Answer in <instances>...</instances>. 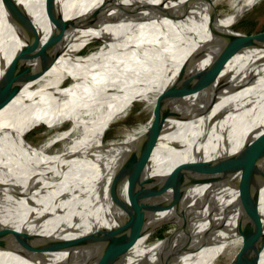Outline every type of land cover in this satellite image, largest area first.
<instances>
[{"label": "bare ground", "instance_id": "obj_1", "mask_svg": "<svg viewBox=\"0 0 264 264\" xmlns=\"http://www.w3.org/2000/svg\"><path fill=\"white\" fill-rule=\"evenodd\" d=\"M259 1L0 0V63L9 67L0 85L5 98L0 103V264H217L220 258L228 264H250L248 259L260 248L253 264H264V183L256 202L262 210L260 222L236 226L227 220L199 231L177 224L164 238H153L160 223L136 232L108 233L76 217L52 216L29 189L31 179L32 187L45 188L39 186L45 178H55L58 198H87L111 184L140 187L136 153L151 121L131 127L122 137L105 140L106 134L137 101L179 111L182 99L178 103L175 97L183 71L188 77L183 98L191 101L247 74L264 56V44L211 41L240 33L233 27ZM225 2L230 4L227 13L218 10ZM12 18L18 19L16 25ZM99 41L100 48L80 57ZM214 70L220 72L208 85ZM66 84L70 87L63 89ZM250 93L251 86L227 99L235 104L214 129L219 134L206 144L195 142L204 112L184 123L173 121L176 129L162 138L152 173L175 183L198 177L193 157L198 149L230 160L249 155L250 145L264 133V88L260 105ZM206 103L192 101V107ZM67 123L65 131L36 147L41 165L18 155L17 146L28 145V135L41 124L54 130ZM9 133L13 140L5 137ZM57 144H62L61 151L51 153ZM125 154L130 157L120 169L94 178L99 165ZM14 179L22 182L11 188L7 184ZM196 186L201 192L206 188ZM115 194L106 191L100 199L128 200L127 191ZM227 203L184 215L198 223Z\"/></svg>", "mask_w": 264, "mask_h": 264}, {"label": "water", "instance_id": "obj_2", "mask_svg": "<svg viewBox=\"0 0 264 264\" xmlns=\"http://www.w3.org/2000/svg\"><path fill=\"white\" fill-rule=\"evenodd\" d=\"M17 21L18 19L12 18L14 25ZM232 34L234 35L221 36L219 41L211 42L246 44V46L264 44V32L244 35ZM8 71L9 67H4V61H1L0 85L7 78ZM219 72V70L210 72L208 85L212 84ZM187 81L188 77L183 71L182 81L175 97L178 101L182 99L181 109L179 111L176 108L171 109L168 118L171 120L170 123L149 129V134L136 153L135 166L140 187L127 189L124 185L111 184L87 198H58L53 192L56 186L55 178H45L39 185L46 186L43 189L32 187L34 180L31 179L30 187L27 183L25 184L30 190L32 189L37 204L52 216L76 217L94 228L108 233L136 232L146 226L163 224L168 220H175L183 228L193 231H199L206 225L226 222L227 220H232L236 226L260 222L262 210L256 202L259 196V187L264 183V165L261 166L264 161V133L253 142V146L250 145V154H246L242 160H238L236 156L231 160L227 156L215 155L210 157L200 149L194 150V163L199 174L198 177L193 176L186 182L175 183L167 177L161 178L152 173V160L157 149L162 146V138L175 131L176 128H172L173 121L184 123L190 115L204 112L197 132L199 137L195 141L203 145L210 140L212 141L219 134L218 130L214 133L213 131L219 126V123L222 125L224 118L231 112L235 104L234 101L227 102L231 95L251 86L250 94L253 96L251 99L256 100L257 105H260L259 93L264 88V56L259 57L251 70L239 77L234 82L235 84L225 89L219 86V88L194 96L193 102H207L198 109L192 107L191 100L183 98L186 95ZM4 99V94L0 92V103ZM1 133H3L2 130H0V135ZM5 137L13 140L10 133ZM37 150L35 146H28L24 143L17 146L18 155L25 158L31 157L34 163L41 165L40 160L37 159L39 156ZM2 151L3 145L0 143V153ZM128 157L130 156L128 155ZM230 162L233 163L232 166H229ZM21 182L20 179H14L7 185L14 188L16 184ZM198 184L205 185L206 188L202 189L201 192L196 186ZM106 191L116 194L127 191L128 200L103 201L100 197ZM222 202L228 203L218 213L203 217L199 219L200 221L197 220L198 223H193L191 218L184 215L209 210L219 203L222 204ZM260 249L251 255L248 263L256 262Z\"/></svg>", "mask_w": 264, "mask_h": 264}, {"label": "rangeland", "instance_id": "obj_3", "mask_svg": "<svg viewBox=\"0 0 264 264\" xmlns=\"http://www.w3.org/2000/svg\"><path fill=\"white\" fill-rule=\"evenodd\" d=\"M186 7L190 9V11H192V9L194 8L192 6ZM218 10L223 13H227L230 10V4L225 2L219 6ZM194 11L195 8L192 12ZM246 12L243 14L238 23L233 27L234 30L243 34H258L264 32V0L257 2ZM102 43L103 41H99L95 44L88 45L85 49L82 50L80 57L87 56L88 53L90 54L91 52H94L97 48H100ZM68 87H70V85L66 84L63 89H66ZM144 103L146 102L137 101L133 103L130 108L114 123L112 128L106 134L105 140L122 137L127 133L126 130L130 129L131 127H136L138 125H147L150 121V126H152V128L159 127L167 123L170 111L172 109L171 105H163L157 107L156 103L152 105H147ZM178 103H180V101ZM69 126L70 123H67L65 126H62L59 129L52 130L48 125L41 124L37 129L33 130L28 135V138L26 140L30 141L27 143L28 145L35 147L42 146L46 141L52 138L54 134H57V132L59 131H65V129H67ZM150 126L148 127V129H151ZM61 149L62 144H57L53 148L51 153H58L61 151ZM127 157V154L118 155L115 158L99 165L93 173L94 178L106 177L111 173H114L115 171L120 169L124 162L128 160L126 159ZM177 224L178 223L175 220H168L164 222V224H162L161 228L153 236V238H164L165 236L167 237L169 235H172L176 231ZM216 262L217 264H228L229 260L220 258Z\"/></svg>", "mask_w": 264, "mask_h": 264}]
</instances>
